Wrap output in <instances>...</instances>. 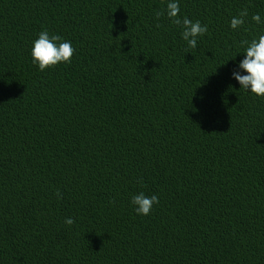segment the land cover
Masks as SVG:
<instances>
[{"label":"trees","instance_id":"16d2710c","mask_svg":"<svg viewBox=\"0 0 264 264\" xmlns=\"http://www.w3.org/2000/svg\"><path fill=\"white\" fill-rule=\"evenodd\" d=\"M178 3L195 50L166 0H0V264H264V100L233 79L264 0ZM45 29L71 65L33 64Z\"/></svg>","mask_w":264,"mask_h":264},{"label":"clouds","instance_id":"9594fccd","mask_svg":"<svg viewBox=\"0 0 264 264\" xmlns=\"http://www.w3.org/2000/svg\"><path fill=\"white\" fill-rule=\"evenodd\" d=\"M180 6L178 0H166L164 9L155 12L156 20L166 15L167 18L176 26L182 28L181 36L187 42L190 49H197L198 41L208 33L207 25L202 24L199 20L193 22L186 16L181 18ZM249 16L247 8L242 9L237 16L232 17L230 27L233 30L242 28ZM256 24H262L261 16L254 14L251 17ZM157 27H160L157 24ZM240 47L244 48V59L239 62L240 71L233 72V79L240 85V91L250 92L252 95L264 100V34L251 41L243 40ZM75 49L71 42L63 40L58 34H50L47 29L41 31L38 39L34 41L31 51L32 62L38 65L39 71L51 70L64 64L69 66L72 63V57ZM246 73V74H241ZM139 183H143L142 180ZM57 197L61 194L57 191ZM131 203L135 206L138 215L148 216L153 210V206L159 204L157 195L147 196L140 192L132 197ZM66 225H73V218H66Z\"/></svg>","mask_w":264,"mask_h":264}]
</instances>
